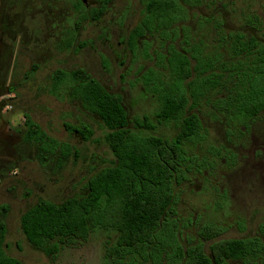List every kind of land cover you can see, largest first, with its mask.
Instances as JSON below:
<instances>
[{"label": "rangeland", "instance_id": "1", "mask_svg": "<svg viewBox=\"0 0 264 264\" xmlns=\"http://www.w3.org/2000/svg\"><path fill=\"white\" fill-rule=\"evenodd\" d=\"M145 2L0 0V102H7L0 111V204L9 205L6 250L24 264H110L106 252L116 240L115 231L96 228L88 240L49 256L28 242L20 218L40 199L61 202L84 193L88 178L115 160L102 119L70 95L52 92L57 68H86L122 96L131 117H153L157 98L142 76L150 67H159L145 55L143 39L138 50L128 42ZM187 9L183 23L207 50L225 49L220 30L263 39L249 19L264 17V0H202ZM224 94L213 90L194 109L206 136L188 150L205 163L195 164L188 179L176 185L180 242H201L207 252L214 239L201 238L206 224L223 229L217 238L261 235L264 224V111L249 121L229 119L213 104ZM27 115L76 150H58L45 160L25 137ZM66 124L88 125L94 134L85 140ZM178 130L171 123L147 132L173 137Z\"/></svg>", "mask_w": 264, "mask_h": 264}, {"label": "trees", "instance_id": "2", "mask_svg": "<svg viewBox=\"0 0 264 264\" xmlns=\"http://www.w3.org/2000/svg\"><path fill=\"white\" fill-rule=\"evenodd\" d=\"M201 1L146 0L141 20L129 33V44L138 50L143 39L145 55L159 67L142 76L157 98L153 117H131L122 96L84 67L53 72L52 92L70 95L102 119L115 160L88 178L84 193L61 202L40 199L22 213L21 229L33 247L56 256L63 246L86 241L102 228L117 234L106 252L110 264H264V224L261 235L240 238H217L223 229L206 224L201 238L214 239L210 252L201 242L184 245L178 235L176 185L188 179L195 164L205 163L188 150L206 136L194 109L211 91L220 90L225 94L213 104L229 119L249 121L264 111V17L249 19L263 39L220 30L225 49L210 51L183 23L187 5ZM6 104L0 102V111ZM171 123L179 128L173 137L147 132ZM25 124L26 139L45 160L58 150H76L49 135L32 116ZM66 126L85 140L94 134L88 125ZM8 213L9 205L0 204V264H24L6 250Z\"/></svg>", "mask_w": 264, "mask_h": 264}]
</instances>
